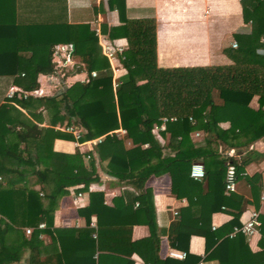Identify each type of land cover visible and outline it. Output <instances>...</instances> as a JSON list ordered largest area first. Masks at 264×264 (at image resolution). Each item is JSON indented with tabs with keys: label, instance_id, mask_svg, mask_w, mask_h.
Wrapping results in <instances>:
<instances>
[{
	"label": "trees",
	"instance_id": "1",
	"mask_svg": "<svg viewBox=\"0 0 264 264\" xmlns=\"http://www.w3.org/2000/svg\"><path fill=\"white\" fill-rule=\"evenodd\" d=\"M115 1L109 0L110 7L115 6ZM242 3L250 5L255 13L254 30L250 37L259 40L261 34H264V0H242ZM17 5V0H0V95L10 83L29 93L36 90L39 87L38 74L55 70L57 62L53 61L52 47L59 43L74 44L72 54L81 60L72 66L74 72L85 70L88 77L73 82L51 96L29 94L11 99L24 111L11 102L0 104V175L5 183H0V223L12 228V225H35L43 221L48 227L52 223V213L57 202L68 187L79 186L86 190L91 182L99 180L95 167V161L99 159L106 162V172L110 176L143 189L134 198L140 200L149 226L153 216L150 214L152 207L146 202L150 190L145 188V182L151 175L168 174L171 190L177 196L183 195V187L194 195L206 190L205 196L215 198L218 204L203 210L195 225H184L187 221L183 219L177 221L176 231L186 238L193 232L200 233L206 239V251L210 256L217 257L220 251H226V256L219 258L220 264H239L236 255L226 249L244 236L240 232L233 237L229 236L238 224V216L243 208L237 210L230 223L224 226L225 236L221 241V232L211 230L209 224L212 212L224 203L226 164L230 162L235 165L238 178L244 163H238L226 154L220 155L218 149L212 146L214 139L207 135L213 133L217 142L234 147L247 145L263 137L264 79L262 87L259 86L257 109L249 106L254 93L240 89H221L222 104H215L211 98L207 72L187 74L188 77H185L176 75L177 70L157 69L153 74L154 89L147 73L150 65H146V62L152 65L149 61L151 59L139 57V61L136 60L132 49L128 47L121 59L127 74L114 87L108 60L95 53L97 37L92 31L84 28L75 31L76 26L55 30L52 24L43 27L40 23H17L13 18ZM256 22L259 25L255 26ZM125 34L126 26L123 24L110 27L108 35L117 38ZM257 45L263 46L264 42H258ZM227 55L235 64L254 62L264 66V54L257 53L255 47L245 44L227 50ZM92 70L97 71L94 77L91 76ZM157 101H160L159 105ZM169 108L173 112L185 113L179 114L176 130L169 133L179 137L174 154L166 153L152 132L155 125L160 126L163 122L159 109L168 113ZM44 114L48 116L47 127L36 123ZM222 119L230 122L227 129L219 127ZM60 122L63 127L72 125L79 130L80 141L100 138L93 148L96 156L91 161L87 159V155L90 158L91 154L79 149L74 153L53 151L55 138H72L70 133L54 128ZM118 129L125 131L123 137L128 142L125 150H118L114 146L120 139L116 132ZM194 130H202L206 134L205 145L192 142L190 133ZM165 133V130L160 132L162 135ZM28 138H37L38 143L33 151L27 150L24 154L19 145ZM85 159L91 165L88 166ZM194 162H202L207 169L214 166L213 170L205 171L206 186L190 177V168ZM32 177L37 179L36 184L41 185L37 189L30 184ZM41 191L43 195H40ZM89 197L88 205L79 212L86 214L87 223L92 214L97 217L95 247L116 250L103 243L108 234L115 235L118 232V229H111L110 226L113 224L115 227L119 222L110 223L108 220L122 208L105 205L102 191L90 192ZM119 201L116 200V204ZM183 226H190L191 230L185 233L183 230L187 229ZM39 233L38 229H33L28 241L24 240V243L36 242ZM210 238H214L213 241L210 242ZM185 249L187 255L182 263L190 260L192 262L188 264H193L200 258ZM28 262L38 264L33 259Z\"/></svg>",
	"mask_w": 264,
	"mask_h": 264
},
{
	"label": "crops",
	"instance_id": "2",
	"mask_svg": "<svg viewBox=\"0 0 264 264\" xmlns=\"http://www.w3.org/2000/svg\"><path fill=\"white\" fill-rule=\"evenodd\" d=\"M17 4L13 17L17 23L24 25L40 23L43 27L46 25L50 27L52 24L55 30L76 26L75 31L80 28L92 31L97 37L95 53L108 60L114 87L127 74V68L121 59L130 47L136 60L139 57L151 59L149 61L152 65L145 62L146 65H150L147 73L154 89L153 74L157 69L177 70L176 75L185 77L187 74L207 72L211 98L215 104H222L220 90L230 88L253 92L254 96L249 106L253 109L259 107L258 93L264 79V66L256 65L254 62L244 65L235 64L227 55V50L237 48L240 44L255 47L257 53L264 54V45H257L258 42H264V34H261L259 40L250 37L254 30L255 13L252 7L243 4L242 0H117L113 7H110L109 0H17ZM123 24L126 26L125 36L110 38L108 35L110 27ZM257 25L258 22L255 23V26ZM97 30L99 34L96 33ZM233 42L237 43L236 47L232 46ZM105 43L116 50L115 57L111 60L102 48V44ZM69 45L59 43L52 47V58L57 62L55 70L38 74L39 87L30 93L27 92V95L51 96L77 80L87 79L88 74L85 70L74 72L73 67L58 65L62 60L70 61L66 56L76 63L81 62L78 56L72 54ZM118 47L121 51L117 50ZM10 91H14L13 97H9ZM22 92L25 91L18 85L8 84L0 95V104L11 102L24 111L17 102L11 100L14 97H22ZM157 102L159 105L160 101ZM169 109L168 113L159 109L163 122L160 126L155 125L152 132L164 146V151L174 154L178 148L179 137L169 133L176 130L179 114L185 113L173 112L172 108ZM47 119L48 116L44 114L36 123L47 127ZM229 125L227 119H222L219 123L222 129H227ZM54 128L70 133L64 130L61 122ZM164 130L165 135L160 134ZM116 132L119 133L120 139L114 146L118 150H125L128 146V142L123 137L125 131L118 129ZM70 134L72 138H55L52 144L53 151L74 153L79 149L83 153L89 152L91 157L87 159L91 161L92 157L96 156L93 149L96 141H80L75 139L72 133ZM205 137L206 134L202 130H194L190 133V138L196 145H205ZM207 137L214 139L212 146L218 149L220 155L227 152V156L238 163H244L237 178L236 190L228 195L223 193L224 203L212 212L209 226L211 230L221 232L219 236L221 241L225 236L224 226L230 223L237 210L243 208L236 226L247 221L251 211H258L260 221L258 232L253 236L244 235L226 250L236 255L239 264H264V199L262 198L264 136L240 147L217 142L213 133ZM242 138L245 140L244 137ZM37 143V138H28L19 145V148L23 149L25 154L27 150L33 151ZM87 159L85 163L89 166L90 161ZM95 167L99 180L91 182L86 190L79 186L68 187L59 198L52 213V223L48 227L43 221L35 225H12V228L0 223V264H29V259L37 261L38 264H188L192 261L182 263L185 257L180 259L170 255L171 250L186 252L185 247L190 254L200 257L193 264H220L219 258L226 256L224 250L220 251L217 257L210 256L206 251V239L200 233L193 232L189 238H186L176 231L177 221L183 219L187 221L184 225H195L203 210L218 204L215 198L205 196L206 190L203 189V193L194 195L188 188L183 187V195L177 196L171 190V178L168 174L151 175L145 182V188L150 190L146 202L152 207L150 214L153 216L152 224L149 226L140 200L134 198L143 189L135 187L126 180H118L110 176L106 172L104 161L96 159ZM203 167L205 171L210 169ZM211 169H214L213 165ZM0 177V183L4 185V179L1 175ZM190 177L206 186L205 176L202 179H195L191 175ZM36 180L32 177L30 182L35 189L41 186L35 183ZM99 191L104 193L105 205L122 208L118 214H114L108 220L110 223L119 222L115 227L113 224L110 226L111 229H118V232L115 235L108 234L103 243L116 250L109 248L101 250L95 247L97 217L92 214L87 223L86 214L79 212L88 205L90 192ZM40 195H43V191ZM116 200H120V203L116 204ZM40 223H44V226L40 227ZM183 228L187 229L183 230L185 233L191 230L190 226ZM26 229H30V232H26ZM33 229L40 231L37 241L31 244L24 243V240L28 241ZM179 231L182 232L180 229ZM213 239L210 238V242Z\"/></svg>",
	"mask_w": 264,
	"mask_h": 264
},
{
	"label": "built area",
	"instance_id": "3",
	"mask_svg": "<svg viewBox=\"0 0 264 264\" xmlns=\"http://www.w3.org/2000/svg\"><path fill=\"white\" fill-rule=\"evenodd\" d=\"M97 34H99V31H96ZM233 47L237 46L236 42L232 43ZM102 48L104 50L105 55L111 60L115 57V48H113L109 44H102ZM118 51H121V49L118 47ZM91 76H96V71H91ZM14 91L9 92V97H13ZM27 92H22V97H26ZM65 131H68L72 133L75 137V139L79 140L81 136V132L77 129H75L72 125H69L67 127H63ZM96 142L100 140V138L93 139ZM95 142V143H96ZM226 154H228L226 152ZM89 158V155H87ZM190 175L195 178V179H202L205 176V170L203 167V164L201 162H194L191 165L190 169ZM1 180V177H0ZM237 185V173H236V167L233 163L228 162L226 164V172H225V180H224V193L225 194H230L231 192L236 190ZM262 198L264 199V193L262 194ZM176 213V212H175ZM260 225L259 221V212L256 210L251 211L250 217L247 219V221L243 222L239 226H234L232 231L229 233L230 237L235 236L237 233H243L246 236H253L258 232ZM40 227L44 226V223L39 224ZM26 232H30V229H26ZM170 255L175 258H184L186 257V252L184 251H176V250H171Z\"/></svg>",
	"mask_w": 264,
	"mask_h": 264
},
{
	"label": "rangeland",
	"instance_id": "4",
	"mask_svg": "<svg viewBox=\"0 0 264 264\" xmlns=\"http://www.w3.org/2000/svg\"><path fill=\"white\" fill-rule=\"evenodd\" d=\"M66 59L67 60H70V61H64V60H62V62L61 63H58V65L59 66H64V65H67V67L69 66V67H72L75 63H76V61H72L71 59H69V56H66ZM74 63V64H73ZM114 85H116V83H114ZM80 139V138H79Z\"/></svg>",
	"mask_w": 264,
	"mask_h": 264
},
{
	"label": "water",
	"instance_id": "5",
	"mask_svg": "<svg viewBox=\"0 0 264 264\" xmlns=\"http://www.w3.org/2000/svg\"><path fill=\"white\" fill-rule=\"evenodd\" d=\"M70 48H71V50H73L74 49V44H70Z\"/></svg>",
	"mask_w": 264,
	"mask_h": 264
}]
</instances>
